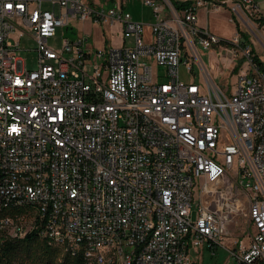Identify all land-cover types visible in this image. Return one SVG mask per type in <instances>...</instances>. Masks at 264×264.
Returning <instances> with one entry per match:
<instances>
[{
  "label": "built area",
  "instance_id": "built-area-1",
  "mask_svg": "<svg viewBox=\"0 0 264 264\" xmlns=\"http://www.w3.org/2000/svg\"><path fill=\"white\" fill-rule=\"evenodd\" d=\"M42 2L0 0V171L25 173L0 179V211L19 207L23 188L45 209L44 225L38 212L1 217L5 237L48 234L63 251L88 249L86 264H189L203 246L225 248L233 264H264V70L237 32L234 90L228 96L208 74L199 51L223 40L198 24V9L221 4L142 0L155 18L146 25L110 0H51L52 10ZM229 10L264 47L255 1ZM75 21L116 28L122 45L103 33L96 47ZM19 26L35 43V70L11 41ZM61 27L75 39L57 51L49 40ZM195 64L204 82L181 80L180 67L193 75ZM238 217L244 227L229 247Z\"/></svg>",
  "mask_w": 264,
  "mask_h": 264
},
{
  "label": "rangeland",
  "instance_id": "rangeland-1",
  "mask_svg": "<svg viewBox=\"0 0 264 264\" xmlns=\"http://www.w3.org/2000/svg\"><path fill=\"white\" fill-rule=\"evenodd\" d=\"M34 2L38 0H33ZM42 9L43 10H52L51 0H42ZM113 1L109 5H123L124 9L129 12L133 18L139 22H142L146 25H152L155 22L152 10L145 6L142 3V0H110ZM213 3L221 4L219 10H214L210 8L207 11L206 8L201 7L198 9V24L207 28L213 34L217 35L223 40V45L216 46L206 51H199L200 58L203 64L206 67L208 74L215 79L216 83L227 90V95L229 96L234 90L236 82L238 80L239 72H235V67L238 65V61L235 60V55L231 52L230 45L226 44L225 41H232L235 34L237 33V23L242 35L241 41L254 44L257 49L260 58L264 62V47L261 44L256 43V37L251 32V30L244 24V22L237 16L236 19L233 18L229 7L233 4L231 2H222V0H211ZM259 7L262 13H264V0L259 1ZM243 13L251 16L246 8ZM59 12V9L56 10V13ZM242 16V15H241ZM236 17V16H235ZM255 22V15L251 17ZM237 20V21H236ZM235 22V23H234ZM74 31L79 32L81 35L86 33L90 36V42L96 47L103 48L102 34H106V39L108 44L114 46L122 45V38L120 35H113L109 28L105 26L92 25L88 22L86 24H81L79 21L72 23ZM256 26L258 24L255 23ZM258 29L260 33L264 34V25L259 24ZM149 30V28H148ZM111 33V34H110ZM249 33V34H248ZM63 39H75V36L67 30L66 27H61L57 29V34L55 37L49 40V46L57 51L61 50ZM251 39V41H250ZM11 41L13 43L20 41L21 50L19 51V56L25 61L26 66L29 70L37 69V53L35 52V43L28 34V28L25 26H19L17 33L11 36ZM249 41V42H248ZM132 43V40H127V44ZM240 56V55H239ZM238 59H241L239 57ZM142 61H145L143 58ZM154 72L160 76V82L167 81L166 78V69L162 66L154 64ZM181 80L185 82H195L203 83L204 75L201 72L198 64L194 65L193 76L190 72L187 71L186 66H181L179 70ZM192 210L196 216L198 205L197 201H193ZM195 218V217H194ZM244 224L240 217L235 219V223L230 226L231 236L225 241V245L233 247L234 239L238 237L243 230ZM6 236L5 233L0 231L1 237ZM214 252V253H213ZM232 258L229 255V252L223 248L219 247L218 249L211 250L208 246H203L199 248H193L190 251V263L189 264H233Z\"/></svg>",
  "mask_w": 264,
  "mask_h": 264
},
{
  "label": "trees",
  "instance_id": "trees-1",
  "mask_svg": "<svg viewBox=\"0 0 264 264\" xmlns=\"http://www.w3.org/2000/svg\"><path fill=\"white\" fill-rule=\"evenodd\" d=\"M176 8L183 7L180 0H171ZM264 25V17L256 22ZM237 32L241 35L239 23H237ZM245 35V34H244ZM243 35V36H244ZM255 61L261 70H264V62L259 56ZM242 61L235 67V72L239 71ZM19 210L14 207L0 211V218L14 216ZM37 232L28 233L23 238L8 239L5 236L0 239V264H86L81 254L73 256L63 251L57 245L40 238Z\"/></svg>",
  "mask_w": 264,
  "mask_h": 264
},
{
  "label": "bare ground",
  "instance_id": "bare-ground-1",
  "mask_svg": "<svg viewBox=\"0 0 264 264\" xmlns=\"http://www.w3.org/2000/svg\"><path fill=\"white\" fill-rule=\"evenodd\" d=\"M200 37H208V30H200ZM225 43L230 45L232 49H237V41H234V39L229 42L225 41ZM11 178H14L15 180H25L24 167H7V170L0 171V179H11ZM29 197H30V188H23V192H22L23 200H20L19 207L17 206H9V207H14L19 210L18 212H16L15 215H21V211L24 213L38 212L37 225H44V220H45L44 204L40 200H31L29 199ZM35 234H38V232ZM38 236L50 242V237L48 236V234H38ZM84 242H92V233H84ZM52 244L62 248V241H60V239H53ZM64 252L69 253L73 256L81 254L83 259L88 258V249L72 248L70 250H64Z\"/></svg>",
  "mask_w": 264,
  "mask_h": 264
},
{
  "label": "crops",
  "instance_id": "crops-1",
  "mask_svg": "<svg viewBox=\"0 0 264 264\" xmlns=\"http://www.w3.org/2000/svg\"><path fill=\"white\" fill-rule=\"evenodd\" d=\"M184 1H190V0H180V2H184ZM208 2H210L211 4H213V1H211V0H207ZM231 2V1H233V3L234 2H236V1H238V0H222V2ZM255 1V3H256V5H257V7H258V12L256 13V15H255V20H258V19H260V18H262V17H264V13H262L261 12V10H260V7H259V1L260 0H254ZM111 2H113V1H111ZM186 2V3H187ZM185 4V3H184ZM214 4H217V3H214ZM230 8V7H229ZM208 11V10H207ZM259 21H257L256 22V24H258V26H259V24L260 23H258ZM81 23V22H80ZM88 23H90V22H88ZM81 24H86V22H84V23H81ZM91 24V23H90ZM93 25V24H92ZM201 27H204V26H202L201 25ZM105 28H109V30L112 32V34L113 35H115L116 33H115V31H116V28H112V27H109V26H105ZM76 31V30H75ZM77 34H80L79 32H76ZM83 34H86V33H83ZM111 34V33H110ZM86 35H88V34H86ZM103 35V34H102ZM101 35V36H102ZM116 35H120V34H116ZM237 35V33L235 34V36ZM234 36V37H235ZM104 37H105V39H106V34H105V29H104ZM102 38H103V36H102ZM250 41H251V39H250ZM249 42V41H248ZM252 42V41H251ZM256 43H258V42H256ZM248 44H250L252 47H253V49L255 50V52L258 54V56L260 57V55H259V53H258V51H257V49L255 48V46H254V44H252V43H248ZM259 44V43H258ZM261 59V58H260ZM262 60V59H261ZM263 61V60H262Z\"/></svg>",
  "mask_w": 264,
  "mask_h": 264
}]
</instances>
